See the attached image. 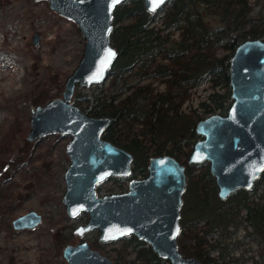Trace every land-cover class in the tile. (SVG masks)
Listing matches in <instances>:
<instances>
[{
  "label": "water",
  "instance_id": "water-1",
  "mask_svg": "<svg viewBox=\"0 0 264 264\" xmlns=\"http://www.w3.org/2000/svg\"><path fill=\"white\" fill-rule=\"evenodd\" d=\"M123 0H47L48 8L72 18L85 45L77 66L66 77L61 95L37 104L30 115L27 138L59 132L70 134L66 153L70 161L64 171L61 201L70 216L81 211L87 220L77 224L76 242L66 243L61 254L68 264H113L106 253L84 238L98 230L99 242L133 233L144 239L167 264H204L194 255H184L177 244L181 230L182 194L186 189L185 165L169 153L152 154L147 174L133 177L128 189L97 193L96 185L110 175H128L132 153L102 137L111 122L109 115H91L73 102L77 86H88L107 78L117 50L110 42L113 11ZM151 14L165 0H142ZM39 33L33 34L37 43ZM230 103L223 112H212L196 120L198 138L188 154V163L208 161L217 195L226 200L238 189L250 190L264 170V39L249 37L238 42L228 60ZM41 220L36 210L12 220L14 228L33 227Z\"/></svg>",
  "mask_w": 264,
  "mask_h": 264
},
{
  "label": "trees",
  "instance_id": "trees-1",
  "mask_svg": "<svg viewBox=\"0 0 264 264\" xmlns=\"http://www.w3.org/2000/svg\"><path fill=\"white\" fill-rule=\"evenodd\" d=\"M157 11L164 26L172 27L169 32L163 33L156 24L148 25L153 15L142 0H123L115 6L109 37L117 55L108 69V88L92 96L75 92L72 100L88 114L111 116L102 137L132 153L129 178L147 174L152 154L169 153L184 163L185 191L193 190L202 204L195 213L209 215L184 221L182 213L178 248L204 264H219L210 253L219 247L220 239L210 241V230L215 226L224 235L230 223L241 221L240 210L251 227L250 236L264 242V170L250 190L238 189L221 200L208 161L188 163L187 158L198 138L196 120L214 110H227L231 100L229 57L241 40L264 39V13L249 16V0H165ZM206 14L217 17L222 24L210 25L204 18ZM175 31L177 34L170 37ZM132 70H151L146 72L150 79L131 82L126 72ZM153 79L162 82L163 88ZM201 80H207L212 89L208 100L200 102L203 115L193 109L183 111L190 89ZM251 190H258L260 200L247 194ZM238 194H242L238 202L228 203ZM194 208L191 205L190 211ZM79 215L87 220L86 211ZM94 230L98 233L97 229L90 231ZM96 236L91 245L105 248L102 252L112 258L113 264H167L165 257L133 233L103 242ZM260 251L264 254V246Z\"/></svg>",
  "mask_w": 264,
  "mask_h": 264
},
{
  "label": "rangeland",
  "instance_id": "rangeland-1",
  "mask_svg": "<svg viewBox=\"0 0 264 264\" xmlns=\"http://www.w3.org/2000/svg\"><path fill=\"white\" fill-rule=\"evenodd\" d=\"M249 1V16L264 13V0ZM160 14L152 13L148 25L161 26L162 32L167 33L172 27L164 26ZM204 18L212 26L222 24L213 15L206 14ZM35 32L39 33L37 43L32 40ZM176 34L175 31L170 37ZM84 45L85 37L77 23L49 9L47 0H0V74L6 71L7 64L18 67L17 79L11 82L14 87L8 84L9 76L0 79V264H68L61 254L64 244L81 239L73 228L85 220L79 214L70 216L61 201L64 171L70 161L66 144L71 135L56 132L30 140L27 133L31 110L61 95L65 79L79 63ZM146 72L132 70L126 76L131 82H144L150 79ZM110 76L98 83L77 86L75 92L92 96L106 90ZM153 83L159 88L164 86L155 79ZM211 90L208 81L201 80L190 89L182 110L193 109L201 114L200 102L208 100ZM128 180L127 176H108L97 183V193L121 191ZM247 194L260 200L258 190ZM241 195L228 203L238 202ZM182 198L180 214L183 213L184 221L209 215L195 213L202 204L193 190L184 191ZM191 205L196 206L193 211ZM28 210L40 213V222L33 227L14 228L13 218ZM242 212L238 219L241 221L227 226L230 232L221 237L219 247L210 253L219 264H264L260 251L264 242L249 235L251 227ZM210 233L208 238L214 241L220 231L213 226ZM96 235V230L88 231L84 238L91 241ZM99 249L105 251L103 247Z\"/></svg>",
  "mask_w": 264,
  "mask_h": 264
},
{
  "label": "bare ground",
  "instance_id": "bare-ground-1",
  "mask_svg": "<svg viewBox=\"0 0 264 264\" xmlns=\"http://www.w3.org/2000/svg\"><path fill=\"white\" fill-rule=\"evenodd\" d=\"M6 71L0 74V79H7L8 76L10 77V81L8 84H10V88L14 87L11 82H15V78L17 79L18 74V67H13L11 64H7L4 68ZM13 70V73L11 75V72ZM4 81V80H3Z\"/></svg>",
  "mask_w": 264,
  "mask_h": 264
},
{
  "label": "flooded vegetation",
  "instance_id": "flooded-vegetation-1",
  "mask_svg": "<svg viewBox=\"0 0 264 264\" xmlns=\"http://www.w3.org/2000/svg\"><path fill=\"white\" fill-rule=\"evenodd\" d=\"M110 74V73H109ZM131 172V171H130ZM130 175V173L128 174V175H110L109 177H113V176H116V177H119V176H129ZM146 175V174H145ZM145 175H141L140 177H142V176H145ZM107 178V177H106ZM131 178H133V177H131ZM130 179V178H129ZM129 181V180H128ZM127 186H128V184H127ZM128 189V187H126L125 189H123V190H121V191H124V190H127ZM180 216H181V214H180ZM181 223V222H180ZM90 231V230H89ZM228 232H230L229 230H228ZM228 232H226L225 234H228ZM224 234V235H225ZM97 235H98V233H97ZM217 235V239H221V237L222 236H224L223 234H216ZM250 235V234H249ZM97 237V236H96ZM215 238V237H214ZM259 241H262L263 239H258ZM90 242V241H89ZM100 250V249H99ZM101 251V250H100ZM216 261V260H215Z\"/></svg>",
  "mask_w": 264,
  "mask_h": 264
},
{
  "label": "snow or ice",
  "instance_id": "snow-or-ice-1",
  "mask_svg": "<svg viewBox=\"0 0 264 264\" xmlns=\"http://www.w3.org/2000/svg\"><path fill=\"white\" fill-rule=\"evenodd\" d=\"M117 2H118V0H117ZM160 2H162V0H160Z\"/></svg>",
  "mask_w": 264,
  "mask_h": 264
}]
</instances>
